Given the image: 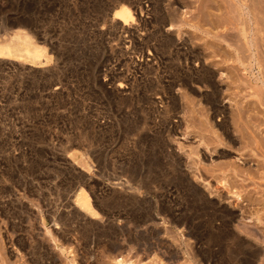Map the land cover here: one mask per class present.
<instances>
[{"label":"rangeland","instance_id":"rangeland-1","mask_svg":"<svg viewBox=\"0 0 264 264\" xmlns=\"http://www.w3.org/2000/svg\"><path fill=\"white\" fill-rule=\"evenodd\" d=\"M124 1L141 9L128 32L112 23ZM246 1L0 0V41L39 42L0 56V264H264L260 165L238 127L264 133L263 55L234 60L249 55L235 25L261 16Z\"/></svg>","mask_w":264,"mask_h":264},{"label":"bare ground","instance_id":"bare-ground-1","mask_svg":"<svg viewBox=\"0 0 264 264\" xmlns=\"http://www.w3.org/2000/svg\"><path fill=\"white\" fill-rule=\"evenodd\" d=\"M157 1V0H156ZM233 1H235V0H232V2ZM238 2H237V4H239V6L240 7H243V6H246V4L247 3H245V1L244 0H237ZM242 1H244V3L242 2ZM249 1V0H248ZM251 1V0H250ZM125 2V1H124ZM124 2H119V4L118 5H116L114 8H113V15H112V23H114L116 26H118V28H120V29H122L123 31H132L133 29H132V24H134L135 22V20H136V18H135V14L137 13L136 11V7L137 6H135V4H134V6H132V3H130V2H128L127 4H126V2L124 3ZM217 2V1H216ZM247 2V1H246ZM252 2V1H251ZM262 2H264L263 0L262 1H260V3L259 2H255L256 4V6H260V8L261 9H257L259 12H257V14H259V15H261L259 18H258V15H256L255 14V12H256V8H252L251 7V9H253V10H251L250 9V14H252L253 15V17L254 18H252V20H251V22L253 21V23L252 24H254L256 27H254L255 29H253L252 27V30H251V28H250V26H249V24H248V22L247 23H245V19H244V21H242V18H241V16H238V18L240 17L241 19H239L240 21H242V22H240V24L238 23L239 22V20H236V21H238V22H236V24L238 23L239 25H235V28L236 27H238L240 30H239V32H238V35L239 36H237V38L238 37H240L241 39H242V42L243 43H240L239 44V46H242V47H240V48H238V45H237V43H236V46H237V48L238 49H240V50H238L237 48H236V46L234 47L235 49H237L238 50V52L240 51V52H242L241 50H243L244 49V51H247V53H249V55L248 56H246V57H248L247 58V61H245V63H244V60H246V59H244L243 58V56H241L240 57V54L239 53H237V54H239V56L237 55H234V56H236L235 58H234V56L233 57H231L232 59L234 58V60L235 61H237L238 63H240L241 65H242V67L247 63L248 65H249V68L252 66V64L254 63V62H256L257 60H256V56L254 55V53H258L259 55H258V58H259V60H260V56L261 55H263L262 57L263 58H261V60L260 61H263L264 60V7L263 6H261V4H262ZM135 3V2H134ZM231 3V2H230ZM235 3H236V1H235ZM234 2H233V4H235ZM254 3V2H253ZM232 4V3H231ZM251 4V3H250ZM158 5V4H157ZM236 5V4H235ZM248 5V4H247ZM254 5V7H256ZM263 5V4H262ZM140 6V5H139ZM237 6V5H236ZM239 6H237V8H233L234 10H235V12L237 11L236 9H238V7ZM239 7V8H240ZM248 7V6H247ZM138 9H139V11L141 10L140 9V7H137ZM249 9V8H248ZM205 10V9H204ZM241 10H242V8H241ZM240 11V10H239ZM239 11H237V13L239 12ZM244 11V10H243ZM243 11H241V12H243ZM143 12V11H142ZM248 12H249V10H248ZM239 14V13H238ZM137 15V14H136ZM240 15V14H239ZM245 15V14H244ZM248 15V14H247ZM142 16V15H141ZM252 17V16H251ZM168 18V17H167ZM218 18V17H217ZM216 18V19H217ZM247 18V17H246ZM36 20V19H35ZM164 20V19H163ZM259 20H260V22H259ZM19 21V20H18ZM248 21V20H247ZM166 23V22H165ZM21 25H22V22H19V23H17V26H19V27H21ZM251 25V24H250ZM261 25V26H260ZM23 26V25H22ZM252 26V25H251ZM233 27V26H232ZM261 27V28H260ZM237 29V28H236ZM252 33V34H251ZM11 34V35H10ZM9 35L10 36H7V38L6 39H4V40H1L0 41V56L1 55H5V53H4V50H5V48L6 49H8L9 47L7 46L8 44H10V42L13 40V39H16L17 41H19V42H21L25 47H26V49L28 50V51H30L31 49H32V46L33 45H35V44H38L39 42H37L36 40H33V38L27 33V31H25V30H23V29H16V30H13L11 33H10ZM132 34V33H131ZM149 34V33H148ZM237 34V33H236ZM154 36V35H153ZM222 36V35H221ZM4 38V37H3ZM2 38V39H3ZM260 38V39H259ZM137 39V38H136ZM170 39V38H169ZM235 41H237V40H235ZM241 42V41H240ZM162 45V44H161ZM166 45V44H165ZM36 46V45H35ZM163 46H164V44H163ZM163 46H161V47H159V49L158 50H161V49H163ZM186 46V45H185ZM228 46H230V45H228ZM233 46V45H232ZM258 46L261 48V50L259 51L258 50ZM168 47V46H167ZM176 47V46H175ZM180 48L181 47H179L178 49L180 50ZM231 48V47H230ZM233 48V49H234ZM155 49V48H154ZM177 49V50H178ZM182 50L184 49V48H181ZM186 49V48H185ZM165 50H166V48H165ZM236 50V51H237ZM155 51V50H154ZM172 51V50H171ZM185 51V50H184ZM243 51V52H244ZM162 52H163V50H162ZM175 52V51H174ZM186 52V51H185ZM242 52V53H243ZM151 53V52H150ZM181 53V52H180ZM183 53V52H182ZM189 53V52H188ZM191 53H192V51H191ZM234 53V52H233ZM233 53H232V55H233ZM241 53V54H242ZM246 53V52H245ZM246 53V54H247ZM260 53H262V54H260ZM178 54V53H177ZM184 54H186V53H184ZM192 54H194V53H192ZM235 54H236V52H235ZM175 55H176V53H175ZM183 55V54H182ZM244 55V54H243ZM177 56H180L179 54L177 55ZM184 56H186V55H184ZM189 56V55H188ZM181 57H183V56H181ZM194 57H196L195 55H190L188 58L189 59H193ZM245 57V58H246ZM169 58V57H168ZM185 58V57H184ZM227 58V57H226ZM170 59V58H169ZM189 59H188V61H189ZM176 60V59H175ZM195 60V59H194ZM234 60L232 61V63H234ZM163 61H164V59H163ZM169 61V60H168ZM196 62H197V60H195ZM252 61H254L253 63H252ZM190 62V61H189ZM258 62V61H257ZM257 62H256V66H257ZM264 62V61H263ZM192 63V62H191ZM259 63V62H258ZM149 64V63H148ZM165 64H167V63H165ZM193 64V63H192ZM197 64V63H196ZM195 64V65H196ZM199 64V63H198ZM235 64V63H234ZM255 64V63H254ZM253 64V65H254ZM264 64V63H263ZM180 65V64H179ZM239 65V64H238ZM144 66V65H143ZM142 66V67H143ZM151 66V65H150ZM177 66V65H176ZM262 66H264V65H262ZM261 66V68H263ZM149 67V66H148ZM246 67V66H245ZM244 67V68H245ZM253 67V66H252ZM146 68V67H145ZM168 68V67H167ZM238 68V67H237ZM247 68H248V66H247ZM248 68V69H249ZM257 68H258V66H257ZM197 69H199V68H197ZM251 69V68H250ZM189 70V69H188ZM194 70V69H193ZM243 70V69H242ZM261 70H263V69H261ZM252 71V70H251ZM260 71V70H259ZM237 72V71H236ZM242 72V71H241ZM245 72V71H244ZM244 72H242V73H244ZM235 73V72H234ZM247 73V72H246ZM263 73V71H261V74ZM201 74V73H200ZM238 74V73H237ZM254 74V73H253ZM260 74V73H259ZM260 74V75H261ZM194 75V74H193ZM243 75H245V74H243ZM259 75V77H261ZM208 76V75H207ZM235 76V75H234ZM255 76V75H254ZM246 77V79H247V76H245ZM250 77V76H249ZM249 77H248V79H249ZM174 78V77H173ZM180 78H181V76H180ZM201 78V77H200ZM208 78H210V77H208ZM242 78V77H241ZM252 78V77H251ZM250 78V79H251ZM255 78V77H254ZM253 78V79H254ZM264 77H262V78H260V80H257V82H259V85H256L255 83H254V85H256L257 86V88H256V91H257V94H256V91H255V96H257V98L259 99V95L258 94H260V90L261 91H264L263 89H264V79H263ZM193 79H194V77H193ZM192 79V80H193ZM256 79H257V77H256ZM262 79V80H261ZM204 80V79H203ZM200 81V80H199ZM202 81V80H201ZM239 81V80H238ZM250 81V80H249ZM260 81H261V83H260ZM193 82V81H192ZM212 82V81H211ZM235 82V81H234ZM240 82V81H239ZM244 82V81H243ZM248 82V81H247ZM255 82H256V80H255ZM194 83V82H193ZM231 83V82H230ZM245 83V82H244ZM116 84V83H115ZM209 84V83H208ZM235 84V83H234ZM242 84V83H241ZM248 84H250V83H248ZM251 84L253 85V82H251ZM261 84V85H260ZM202 85V84H201ZM247 86V85H246ZM250 86V85H249ZM249 86H248V88H249ZM255 86V87H256ZM258 86H262V87H260L261 89L259 90V92H258V89H259V87ZM232 87V86H231ZM237 87H239V85L237 86ZM236 87V88H237ZM253 87L254 86H252V88H250V90L251 89H253ZM124 88V86H122V85H117V90H120V89H123ZM214 88V87H213ZM241 88H244V87H242V85H240V90H241ZM214 89H216V87L214 88ZM217 90V89H216ZM246 90H248V89H244V91H246ZM250 90H248L249 92H250ZM254 90V89H253ZM252 90V91H253ZM59 91V90H58ZM239 91V90H238ZM248 91H246V92H248ZM54 92V91H53ZM212 93V92H211ZM262 94L260 95V98L262 97V96H264V92H261ZM121 94V93H120ZM213 94H216V92H215V90H214V92H213ZM250 95L249 96H251V93H249ZM253 95V94H252ZM254 96V95H253ZM252 96V97H253ZM254 96V98L255 99H257L256 97ZM175 97V96H174ZM216 97H218V96H215V98ZM213 101H214V99H212ZM216 100V99H215ZM263 100V101H262ZM210 101V100H209ZM249 101V100H248ZM251 102L253 101V100H250ZM249 101V102H250ZM257 101V103H256V105H258V101L259 100H256ZM255 101V102H256ZM260 101H262L263 103H264V97H262V99H260ZM207 102V101H206ZM261 102V103H262ZM218 103V102H217ZM247 103V102H246ZM245 103V104H246ZM248 104V103H247ZM246 104V105H247ZM252 103H250V105H251ZM253 104H255V103H253ZM252 104V105H253ZM249 105V104H248ZM251 105V106H252ZM255 105V106H256ZM260 105H262V104H260ZM255 106H252V107H255ZM259 106V105H258ZM213 107V106H212ZM247 107H249V106H247ZM252 107H250V108H252ZM261 107H263L264 108V104H263V106H261ZM211 108V107H210ZM214 111H213V114H215L214 116H216V117H221V119H220V125H222L221 127L223 128L224 126V129H223V132H227L226 134H228V136L229 137H231L232 138V135H230V131L228 130V129H226V125H227V122H226V115H224V109H222L220 106H218V105H215L214 104ZM213 108H212V110H213ZM241 108V107H240ZM239 108V109H240ZM256 108V107H255ZM254 108V109H255ZM258 108H260V106L258 107ZM244 108L242 107V110H243ZM257 109V108H256ZM262 109V108H261ZM261 109H260V111H261ZM245 110V109H244ZM250 112L252 111V110H250V109H248ZM258 110L259 109H257V112H258ZM264 110V109H263ZM240 111H241V109H240ZM239 111V112H240ZM245 111H247V110H245ZM254 110H253V114L252 113H250V114H252V116L254 115ZM262 112V111H261ZM245 113V112H244ZM246 113H248L249 114V112H246ZM245 113V114H246ZM263 113V112H262ZM177 114V113H176ZM245 114H243L242 112L241 113H239L238 115H237V122L238 123H240L241 124V122L240 121H242L243 119H244V115ZM259 114V113H258ZM260 115H262V114H260ZM247 116V115H246ZM252 116H251V119L250 120H252ZM255 116H257V115H255ZM255 116H253V118L255 117ZM262 116H264V115H262ZM248 117V116H247ZM258 117H259V115H258ZM261 117V116H260ZM213 118V117H212ZM249 118H250V116H249ZM257 118V117H256ZM264 118V117H263ZM245 119H246V117H245ZM248 119V118H247ZM246 119V120H247ZM235 120V119H234ZM233 120V121H234ZM235 120V121H236ZM218 121V120H217ZM249 120H247V121H243V124H242V126L240 125V126H238V127H241L240 129H241V131H242V133L245 135V133L247 132V134H253L252 136L251 135H249V137L251 136V139H250V142H249V140H247L248 141V143H246V145H245V147H244V150H248L249 152V157L251 156V157H253V158H255V160L259 163V167H258V170H260L261 172L259 173H257V171L256 172H254L255 174L257 173V176L259 177V179L262 181H260L262 184H260V183H254L252 186H254V188L255 189H257V187H259V188H261V187H263L264 188V136H263V134H260V132H258L261 136H257V135H259L257 132V134L255 133V131L254 130H252V127L253 126H255V125H258L259 124V122L257 123V124H254L253 126H250L251 124L250 123H252V122H248ZM253 121H255V120H253ZM259 121H261V120H259ZM263 121V120H262ZM236 122V123H237ZM254 123V122H253ZM261 123V122H260ZM250 124V125H249ZM219 125V124H218ZM239 125V124H238ZM261 125L262 124H260L258 127H261ZM257 126H255V127H253V129H255ZM264 127V126H263ZM222 128H220L221 130H222ZM259 129L262 131L263 130V128L261 127V128H258L257 130L259 131ZM206 130V129H205ZM219 130V129H218ZM248 130H250V133L248 132ZM245 132V133H244ZM227 136V137H228ZM234 136V135H233ZM229 137H228V139H229ZM243 137V136H242ZM247 137H243V138H247ZM232 140V139H231ZM247 141H245V142H247ZM207 142V141H206ZM209 143V142H208ZM99 150V149H98ZM214 152V151H213ZM216 153V152H215ZM224 154V153H223ZM247 158V157H246ZM77 164V163H76ZM243 164V163H242ZM194 166V165H193ZM229 166H225L224 168H221V166H220V170L219 171H221V170H223L224 172H225V169H227ZM231 168V167H230ZM245 170V169H244ZM184 172V171H183ZM233 175L234 176H239L240 174H242V172L241 171H237V169H235L233 172ZM253 173V174H254ZM182 174V173H181ZM249 176H251V174H246L245 175V177H243V179H242V182H246L247 180L248 181H251L250 180V178H248ZM256 176V175H255ZM254 179V178H253ZM239 180V179H238ZM252 181H254V180H252ZM248 185V184H247ZM246 185V186H247ZM2 189V188H1ZM264 193V192H263ZM244 195V194H243ZM263 195V194H262ZM238 196V195H237ZM261 197H263V198H258V200H255V201H253V202H257V206L259 205L260 207H264V196H261ZM78 202L79 203H82V206H84V207H86V206H88V204H85L84 203V200H82V198L80 199V201L78 200ZM216 206V205H215ZM89 207V206H88ZM220 209V208H219ZM250 209H251V207H250ZM263 210H264V208H262ZM219 212H220V210H219ZM255 212V211H254ZM227 213V212H226ZM223 214V213H222ZM230 214V213H229ZM257 215V214H256ZM260 216H263L262 214H259ZM258 215V216H259ZM259 216V217H260ZM223 217V219H221L222 220V225H223V227L227 230L228 229V223L229 222H231L229 219L231 218V216H222ZM228 217H230V218H228ZM261 218V217H260ZM264 219V218H263ZM259 220H261V219H259ZM146 221V220H145ZM256 222V221H255ZM261 222V221H260ZM230 224V223H229ZM258 224V223H257ZM221 225V226H222ZM256 225V224H255ZM261 225V224H260ZM223 230V229H222ZM223 232H225V231H223ZM221 234V233H220ZM210 236V235H209ZM231 235L229 234V233H227V232H225L224 234H221V235H219V237L218 238H223V239H229V237H230ZM235 236V235H234ZM258 238V237H257ZM231 239H234V237L232 238L231 237ZM119 262V264H130V263H127V262H124V261H118Z\"/></svg>","mask_w":264,"mask_h":264}]
</instances>
